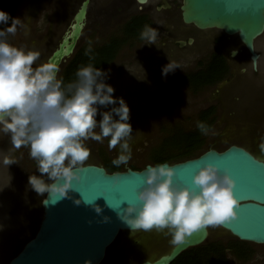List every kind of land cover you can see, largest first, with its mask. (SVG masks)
Masks as SVG:
<instances>
[{"label":"clouds","instance_id":"obj_1","mask_svg":"<svg viewBox=\"0 0 264 264\" xmlns=\"http://www.w3.org/2000/svg\"><path fill=\"white\" fill-rule=\"evenodd\" d=\"M10 19L7 12L0 11V24L7 25ZM18 23V19H12L11 26L0 30V132L10 136L13 148L29 149L40 175H29L28 186L38 196L47 193L70 198L72 182L80 181L79 172L91 155L85 141L102 143L108 138L109 150L118 149L112 160L116 167L131 159L130 109L123 98L113 96L114 88L104 82L108 75L105 71L92 64L81 66L75 73L77 79L65 86L57 78L60 67L56 63L49 60L37 65L39 51L8 43ZM156 36L157 29L145 25L141 38L155 44ZM175 68L167 64L162 74ZM109 105L113 107L99 112L102 118L97 121L98 106ZM197 128L205 135L210 131V126L200 121ZM3 163L8 167L16 161L6 155ZM176 175L170 164H149L135 202L128 203L123 214H117L119 218L132 231L167 230L165 234L171 235L173 244L202 228L238 218L240 201L234 196L235 180L227 169L221 171L214 164L204 163L192 176L191 188L174 182ZM73 203L79 206L81 200ZM91 207L97 214L102 212L95 204ZM108 221L107 216L102 218V222Z\"/></svg>","mask_w":264,"mask_h":264},{"label":"rangeland","instance_id":"obj_2","mask_svg":"<svg viewBox=\"0 0 264 264\" xmlns=\"http://www.w3.org/2000/svg\"><path fill=\"white\" fill-rule=\"evenodd\" d=\"M79 4L80 0H20L13 17L19 20L17 31L15 35L8 36L7 42L16 47L23 46L39 51L41 56L37 65L46 62L47 56L68 28ZM11 24L12 21L9 26ZM96 27L98 29L87 30L85 33L83 31L76 49L87 43L94 45L105 41L108 35L114 36L120 33L121 26L111 21L105 25L98 23ZM234 38H228V44L244 50L243 45ZM256 40V48L264 55V35ZM138 48L136 44L122 45L113 61L103 70L108 74L104 82L115 90L113 96L123 98L130 109L128 123L132 127V136L128 143L132 155L127 165L142 168L149 163V151L161 142L165 134L172 133L176 127L184 130L193 128L199 110L208 104H214L217 111L215 124L205 135V143L201 151L209 146L223 149L227 144L237 142L249 146L264 156V148H262L264 146V108L258 106V103L262 104V101H256L258 105L253 101L258 92L249 85H243V90L239 87L240 83L245 82L242 78L256 80L253 72L248 71L244 74L245 76L240 74L239 79L235 78L232 83L222 86L221 99L226 111L224 119H221L224 112L223 104L221 107L219 94L214 92L213 87H204L195 93L185 85H177L171 94L164 87L160 88V81L151 76L138 77V73L136 76H131L132 66L129 65L134 59L132 55L137 53ZM244 54L243 58L238 56L234 64L242 63V59L246 61V52ZM66 62L63 63L60 71ZM262 63V68H264V61ZM260 94L264 96V92ZM111 107L113 106L109 105L107 108L98 106L97 121L102 118L99 112L110 111ZM113 118L118 119L115 114ZM96 131L99 132V129ZM0 134V144L6 140L5 148L0 150V174L3 177L0 182V264H6L23 241L34 232L41 213V199L44 195L38 196L28 186L29 175H40L36 161L29 156V149L27 147L13 148L10 136L3 132ZM84 143L91 149V155L87 161L101 162V150L114 158L118 154V149L109 150L108 138H105L102 143L92 140ZM6 155L14 158L16 164L8 167L4 165L3 159ZM210 228L208 238L211 239H207L204 243L213 240L218 234L215 226H210ZM170 240L171 236L168 235L162 239L161 244L154 247H144V245L126 247L117 259V264H133L138 257L151 256L164 248L163 245L168 244ZM246 245L250 249L248 258L240 259L230 252L227 254L229 263L264 264V244L246 242Z\"/></svg>","mask_w":264,"mask_h":264},{"label":"water","instance_id":"obj_3","mask_svg":"<svg viewBox=\"0 0 264 264\" xmlns=\"http://www.w3.org/2000/svg\"><path fill=\"white\" fill-rule=\"evenodd\" d=\"M89 2H80L46 62L51 60L61 68L74 53L86 24ZM180 9L184 23H192L200 29H220L227 36L235 37L256 68L260 56L256 39L264 35V0H181ZM179 42L184 44L183 40ZM161 163L174 167L177 173L174 182L190 188L193 187L192 176L204 163L214 164L221 171L227 169L235 180L233 193L240 207L236 209V220L215 226L217 233L264 244L263 155L231 143L221 150L209 147L194 157ZM149 164L156 165L146 163L140 169L128 166L109 171L102 163L86 161L79 172L80 181L72 182L70 198L44 194L34 232L6 264H84L85 260L101 264L106 258V249L118 234L132 231L117 214L122 215L123 208L135 202L136 192L143 185V172ZM76 199L81 200L79 206L73 203ZM94 204L102 209L100 214L91 207ZM104 216L109 218L107 223L102 222ZM210 229V226L202 228L179 244L171 242L165 250L139 259L135 264H170L184 250L204 243Z\"/></svg>","mask_w":264,"mask_h":264},{"label":"flooded vegetation","instance_id":"obj_4","mask_svg":"<svg viewBox=\"0 0 264 264\" xmlns=\"http://www.w3.org/2000/svg\"><path fill=\"white\" fill-rule=\"evenodd\" d=\"M81 1L82 0H80V2ZM180 5L181 0H145L144 2H140V0H90L86 24L83 31L85 33L87 30L90 31L94 28L96 29V25L98 23L101 25H105L107 22L110 23L111 21H113L115 24L119 23L121 26L119 31L120 33L116 34L115 36H117L118 38L125 37L127 39L126 42H124L126 45L136 44V46L139 47L137 53L132 55L134 59L129 65L132 66V68L130 69L131 76H136L137 73L139 74L138 77L151 76L152 78L160 81V88L164 87L165 90H168V92L170 93L173 89H175L174 87H176L177 85H185L195 93L204 88V86L199 87L198 84L193 83L190 80L189 75L193 72L210 66L214 61V57L220 55L224 60V63H222L224 65L222 76L213 84L206 87H213L214 92H217V94H219L221 107L223 104L222 110L225 109L224 103L221 99L222 86L227 83H232L233 79L235 78L239 79L240 74H243V76H245L244 74H247L248 71L253 72L256 80H246V78H242L245 80V82L243 81L242 83H240L239 87L241 90H243V85L247 84L250 86V88L255 89L258 94L253 101L255 103L256 101H262V104L260 102L258 103L259 105L257 103L256 104L261 108H264V96L260 94V92H264V68H262V62L264 61L263 52H261V50L257 48L260 56L256 62V68H253L249 53L247 52L245 47L242 46L244 48L243 51L241 47H231V45L228 44L229 40H227L230 37L224 34L222 30L216 28L200 29L192 23H184L181 18ZM134 19L138 20V23L140 24V28H138V31L140 32L144 30L145 25L157 29V40L155 39V44H148V41L142 38H134V34H125L123 29L124 24L128 21L132 24V21ZM110 36L113 35H108L107 39ZM181 40L184 41V44H180L179 41ZM245 52L248 61H243L244 59H242V63L234 64L235 59L240 55H242L243 58ZM168 63H170L169 67L177 68L169 72L167 75H163L162 69ZM181 68H184L185 70H182ZM135 70H137L136 73ZM145 83L148 84L147 82ZM150 85H152V83H150ZM234 86L235 85H233V87ZM208 106H214V110L216 113L217 107L214 104H208L203 108H206ZM225 111L226 110H224V112L222 113L221 119H224L223 117L225 115ZM213 124H215V121H213L212 125ZM5 142L6 140L2 144H0V150L5 148ZM232 143L245 146L246 148L254 151L247 145L237 142ZM229 144H227L226 146H228ZM209 147H214L218 150H221L215 146ZM99 163H102V161ZM128 166L131 167V165L122 164V169H125ZM2 178L3 177L0 174V182L2 181ZM166 231L167 230L158 232L153 229L151 231L137 230L120 232L112 245L108 249H106V258L101 264H117V259L124 252V248L126 247L129 248L136 245H144V247H154L158 244H161L162 239H165V237L170 235L165 234ZM214 240H221L224 241V243H227L229 242V240L239 239L229 235L228 233L220 232L214 237L213 241ZM170 243L171 240L168 244H164L163 246L165 247L161 248L159 251L168 248ZM159 251H157L156 253H158ZM226 251L227 253H225V258L228 264H230L227 254L231 252L235 255L236 253L231 247H226ZM249 251V248L245 250L244 247L242 253L245 252V254H242V256H238L237 254L236 255L240 259H247L249 256ZM142 258L144 257L136 258L133 264H135L137 260Z\"/></svg>","mask_w":264,"mask_h":264},{"label":"trees","instance_id":"obj_5","mask_svg":"<svg viewBox=\"0 0 264 264\" xmlns=\"http://www.w3.org/2000/svg\"><path fill=\"white\" fill-rule=\"evenodd\" d=\"M19 1L0 0V11L7 12L13 19ZM12 19L8 21L7 25L0 24V30L8 27ZM138 28H140V24L135 19L132 21V24L128 21L123 27L125 34H134V38L137 39L141 38V33L143 32V30L141 32L138 31ZM126 40L125 37L118 38L114 35L100 44L90 45V43H87L78 47L58 73L57 78L61 79L66 86L77 79L75 73L81 66L92 64L103 71L114 59ZM89 48L91 51L86 54V50ZM222 63H224L222 56L217 55L210 66L191 73L189 78L193 83L198 84L199 87L211 85L222 76V72L224 71ZM214 109V106H208L199 110L193 128L184 130L183 128L176 127L172 133L165 134L161 142L149 151V163L176 162L194 157L203 152L201 150L205 143V134L199 131L197 122L200 121L211 126L215 120ZM100 154L102 156V163L107 170L116 171L122 169V165L116 167L112 164L114 157H111L102 150ZM131 167L140 169L134 165H131ZM245 245L246 241L229 240V242L223 243L221 240H211L184 250L170 264H228L225 258L226 247L233 248L238 256H242V254H245V252L242 253L244 247L245 250L248 248Z\"/></svg>","mask_w":264,"mask_h":264},{"label":"bare ground","instance_id":"obj_6","mask_svg":"<svg viewBox=\"0 0 264 264\" xmlns=\"http://www.w3.org/2000/svg\"><path fill=\"white\" fill-rule=\"evenodd\" d=\"M235 39V38H234ZM238 51V50H237ZM242 51H243V49H242ZM243 53V52H242ZM242 55H240V57H241ZM239 59V58H238ZM264 75V74H263ZM260 81V80H259Z\"/></svg>","mask_w":264,"mask_h":264}]
</instances>
